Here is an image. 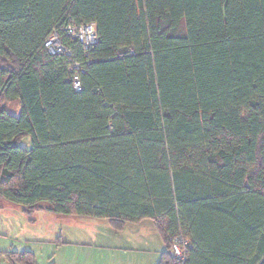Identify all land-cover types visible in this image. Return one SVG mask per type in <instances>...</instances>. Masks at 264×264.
<instances>
[{"label": "trees", "instance_id": "16d2710c", "mask_svg": "<svg viewBox=\"0 0 264 264\" xmlns=\"http://www.w3.org/2000/svg\"><path fill=\"white\" fill-rule=\"evenodd\" d=\"M2 202L152 219L156 264H264V0H0Z\"/></svg>", "mask_w": 264, "mask_h": 264}, {"label": "rangeland", "instance_id": "374dc122", "mask_svg": "<svg viewBox=\"0 0 264 264\" xmlns=\"http://www.w3.org/2000/svg\"><path fill=\"white\" fill-rule=\"evenodd\" d=\"M18 101L8 112L19 113ZM29 146V139L21 142ZM0 209V253L31 251L35 264H156L164 248L155 223L57 216L47 204L33 214L7 202ZM0 264H10L0 257Z\"/></svg>", "mask_w": 264, "mask_h": 264}, {"label": "built area", "instance_id": "2783aa9c", "mask_svg": "<svg viewBox=\"0 0 264 264\" xmlns=\"http://www.w3.org/2000/svg\"><path fill=\"white\" fill-rule=\"evenodd\" d=\"M68 32L73 35V37L77 38L78 41L82 44L84 49H87L90 45L95 43L96 41V33L94 24H84L78 27L77 29L68 28ZM44 46L50 54H56L65 52L69 55V52L65 50V48L60 43L58 35L56 32L52 33V35L45 41ZM74 69L78 70L79 67L77 65L74 66ZM72 85L74 90H80V80L78 77V73L76 72L72 77ZM184 242L183 244H186ZM171 249L173 253L182 258L184 255V250L180 241L178 239H174L172 241Z\"/></svg>", "mask_w": 264, "mask_h": 264}]
</instances>
